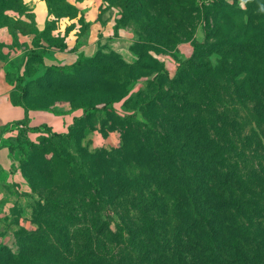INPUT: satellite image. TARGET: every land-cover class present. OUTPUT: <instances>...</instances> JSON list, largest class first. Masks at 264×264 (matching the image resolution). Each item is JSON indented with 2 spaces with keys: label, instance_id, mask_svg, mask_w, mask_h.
I'll return each mask as SVG.
<instances>
[{
  "label": "trees",
  "instance_id": "obj_1",
  "mask_svg": "<svg viewBox=\"0 0 264 264\" xmlns=\"http://www.w3.org/2000/svg\"><path fill=\"white\" fill-rule=\"evenodd\" d=\"M145 1L152 5L163 0ZM45 2L49 9L50 1ZM119 5L122 21L130 17L147 24L149 33L145 42L166 49L173 46L177 38L143 16L139 4L121 0ZM212 7L218 15L228 11L235 16L236 31L213 45L194 43L193 57L182 64L174 78H168L163 64L152 58L144 45L131 64L117 54L109 59L117 70L102 76L111 83L126 85L153 74L145 87L125 100L136 98L135 105L143 111L146 120L143 126L147 135L139 150L147 152L149 164L133 182L124 177L117 179L109 172H94V164L88 161L76 163L57 143L61 137L69 142L72 128L67 133H57L45 124L29 125V108L23 104L22 94L13 97L15 103L25 108V116L2 125L0 137L20 125L44 133L58 161L79 172L91 188L83 191L82 204L86 208H96L95 218H91L93 236L88 233L86 236L84 231L80 238L68 230L79 221L69 207L63 208L64 204L52 201L51 206L56 210L63 208L58 217L67 224L65 232L56 221L43 219L41 213L36 216L39 233L43 234V248L54 256L42 264H264V176L260 173L264 172V167L257 170L248 164L246 149L235 139L237 121L230 124L226 111L221 109L225 100L222 98V102H218L222 97L220 90L225 87L227 98L250 104L257 118L264 119V41L255 35L264 33V24L253 28L234 3L222 1L213 3ZM19 8L20 0H0V28L9 27L12 17L8 11ZM47 23L48 19L43 29L39 30L35 25L29 33L32 46L24 53L25 57L41 61L46 49L54 46L49 41ZM56 46L65 48L66 45ZM214 52L230 60V64L212 66L208 61L203 62L205 55ZM195 58L201 60L200 71L189 76L186 65L193 64ZM70 66H79V61ZM162 79L171 86L182 87L185 92L184 96L177 94L181 101L179 108H174L173 112L159 111L158 128L150 113H154L158 103L173 96L162 89ZM22 81L23 78L17 76L15 86H20ZM21 86L27 92V86ZM97 109L89 104L83 107V111L90 114ZM77 119L74 117L73 120ZM228 125L231 126L229 131ZM6 141L10 146L13 139L7 137ZM76 150L80 152L79 148ZM127 150L133 153L131 147ZM143 186L157 188L162 197L147 195ZM76 191L73 190L71 195H76ZM117 199L129 200L133 206L119 214V221L112 230L105 220L97 222L102 216L99 207L102 203L113 206ZM67 202L75 204L77 199ZM86 208L82 210L83 220L87 219ZM27 234L31 242L39 239L35 233ZM38 243L41 246L42 243ZM22 247L23 252H4V264H32L28 257V241Z\"/></svg>",
  "mask_w": 264,
  "mask_h": 264
},
{
  "label": "rangeland",
  "instance_id": "obj_2",
  "mask_svg": "<svg viewBox=\"0 0 264 264\" xmlns=\"http://www.w3.org/2000/svg\"><path fill=\"white\" fill-rule=\"evenodd\" d=\"M49 1L46 31L49 32V41L54 46L48 47L43 53L46 60L25 57L24 53L29 48L28 42L19 40L21 34L27 35L35 27V15L39 12V5L45 0H20L19 10L8 11L12 18L9 27H4L11 34L12 41L8 44L0 42V58L12 71V81L15 82L19 76L23 78L21 85L27 86L25 92L21 85H14L12 96L22 94V102L29 109L49 111L56 116L76 115L78 119L72 120L68 127L65 126V131L59 132V128L54 127L57 133H67L72 128L69 142L62 137L57 139L62 152L71 155L76 163H93L94 172H109L111 176L114 175L113 177L120 180L124 177L128 182H133L141 171L147 169L149 156L146 151L139 150L140 143L145 142L147 135L143 126L146 122L145 114L136 107V98L128 102L125 100L138 89L145 87L153 74L139 77L126 85L111 83L102 76L104 73H112L117 67L109 59L117 54L131 64L137 59L138 52L142 51L141 45H144L148 54L163 64L168 78L172 79L182 64L193 57L194 43L213 45L236 31L235 16L228 11L224 15H218L217 10L212 7L213 3H234L244 12L243 19H249L253 28L264 24V11H261L264 0H246L243 6L241 0H163L152 5L145 0H130L131 4L141 6V14L150 22L177 38L172 43L173 46L166 49L144 41L149 33L147 24L130 17L122 21V7L119 5L121 0ZM24 30L28 33H22ZM255 35L264 41V33ZM66 41L74 43L73 50L77 53L79 66H70L73 63L62 64L64 61L58 58L63 55L60 52L66 46L59 48L56 45H66ZM106 55L109 56L108 59L104 58ZM94 56L98 57L90 60ZM202 60L205 63L208 61L212 66L230 64V60L216 52L210 56L205 55ZM200 61L195 58L193 64L187 63L189 76L200 71ZM230 80L233 82L231 77ZM225 82L224 79L223 83ZM162 89L173 96L161 104L158 103L154 113H150L158 128L156 121L159 111L173 112L174 108H179L181 101L177 94L184 96L185 92L182 87L171 86L166 79H162ZM220 92L222 97H219L218 102L222 98L225 100L223 103L220 101L223 105L221 109L226 111L230 124L233 120L237 121L235 139L246 149L248 164L257 170L261 169L264 167V119L257 118L250 104L244 105L236 99L227 98L224 95L227 93L225 87ZM88 104L98 109L93 114L86 113L83 107ZM130 115L135 117L127 118ZM230 128L228 125V131ZM35 133L30 126L20 125L2 135L13 139L10 148L15 153L12 157L15 168L24 179V187L15 183L1 186L6 197L1 200L0 207V247H5L0 250V264L5 262L4 252H23L22 245L27 241L30 253L28 257L32 264H42L48 258H54L43 248V234L39 233V223H36V216L40 213L43 219L56 221L65 232L67 224L58 215L63 208L69 207L79 223L68 230L74 231L79 238L84 231L86 236L87 233L93 236L91 218H95L96 208H86L82 204L83 191L91 188L79 172H74L58 161L52 146L45 139L47 136ZM128 147L133 149V153L128 152ZM260 173L264 176V172ZM75 189L78 191L72 196ZM130 190L134 193L132 188ZM143 190L151 197H162V192L153 186H143ZM73 199H77V203L67 202ZM52 201L64 204V207L56 210L51 206ZM132 206L131 201L124 199H117L113 206L102 203L99 207L102 216L94 224L96 225V221L100 223L105 220L115 230L119 214ZM83 208H86V220L82 219ZM27 233H35L39 239L31 242ZM66 234L69 235L68 232ZM38 242L42 243L41 246ZM38 246L41 248L38 249Z\"/></svg>",
  "mask_w": 264,
  "mask_h": 264
},
{
  "label": "crops",
  "instance_id": "obj_3",
  "mask_svg": "<svg viewBox=\"0 0 264 264\" xmlns=\"http://www.w3.org/2000/svg\"><path fill=\"white\" fill-rule=\"evenodd\" d=\"M39 12L35 15V25L39 30L43 29L45 26V21L47 20V6L46 2H42L39 5ZM26 36V37H25ZM31 36V37H30ZM20 41L28 42V47L32 46V35H20ZM12 36L6 27L0 28V42L5 44L11 43ZM74 43H69L66 41V49L61 51L63 53L58 57L62 64H71L76 62L77 53L73 50ZM43 59L46 60L43 56ZM10 71L8 64L0 58V127L6 123H10L15 120L23 119L25 116V108L17 103H15L12 90L14 88L15 82L10 78ZM29 125H41L45 124L50 127L51 131H56L54 127L59 128V132L65 131L64 127H68L76 115H64L56 116L53 113L45 110H28ZM36 135H45L42 132H36ZM6 137H0V145L6 144ZM15 150L10 148V146L4 145L0 147V207L1 200L6 197L5 192L1 189L4 184H20L24 187V179L18 169L15 168L14 159L12 155Z\"/></svg>",
  "mask_w": 264,
  "mask_h": 264
},
{
  "label": "clouds",
  "instance_id": "obj_4",
  "mask_svg": "<svg viewBox=\"0 0 264 264\" xmlns=\"http://www.w3.org/2000/svg\"><path fill=\"white\" fill-rule=\"evenodd\" d=\"M246 2V0H241V5L243 6V4ZM261 11H264V6L261 7Z\"/></svg>",
  "mask_w": 264,
  "mask_h": 264
}]
</instances>
